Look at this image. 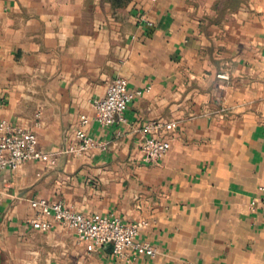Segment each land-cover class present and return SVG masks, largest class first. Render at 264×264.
<instances>
[{"label":"crops","instance_id":"crops-1","mask_svg":"<svg viewBox=\"0 0 264 264\" xmlns=\"http://www.w3.org/2000/svg\"><path fill=\"white\" fill-rule=\"evenodd\" d=\"M119 76L151 89L102 126L91 102ZM83 113L106 148L66 153ZM1 119L57 161L0 173V264H264V0H0ZM151 136L172 143L157 163ZM34 199L147 221L157 255L34 229Z\"/></svg>","mask_w":264,"mask_h":264},{"label":"built area","instance_id":"built-area-1","mask_svg":"<svg viewBox=\"0 0 264 264\" xmlns=\"http://www.w3.org/2000/svg\"><path fill=\"white\" fill-rule=\"evenodd\" d=\"M146 89L131 90L126 77L119 76L111 81L105 95L95 98L91 104L96 111V119L102 126L125 120V113L131 102L143 94ZM91 118L83 113L75 126L73 135L76 144L68 146L65 150L69 154H80L91 149L106 148V144L96 140L89 133ZM177 123L165 125L167 130L175 129ZM159 124L150 122L144 131L155 133ZM39 139L36 133L21 126L13 125L7 119L0 120V173L8 168H18L29 160L50 159L52 165L56 158L44 154L39 149ZM172 148V143L156 136L148 137L143 144L144 160L157 163L165 158ZM35 215L29 219L34 229L49 231L56 224H61L74 230L80 242L88 243V249L94 250L103 245H111L113 255L130 259L132 250L140 256L154 257L157 249L151 243L140 240L142 229L149 223H125L119 217H108L99 214L86 215L66 207L62 202H50L47 199H34L31 202Z\"/></svg>","mask_w":264,"mask_h":264}]
</instances>
